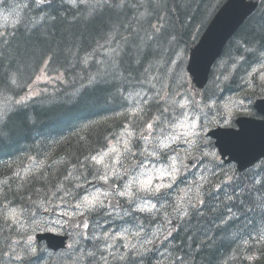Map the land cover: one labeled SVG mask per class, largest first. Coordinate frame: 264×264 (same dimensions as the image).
I'll return each mask as SVG.
<instances>
[{"label":"trees","instance_id":"1","mask_svg":"<svg viewBox=\"0 0 264 264\" xmlns=\"http://www.w3.org/2000/svg\"><path fill=\"white\" fill-rule=\"evenodd\" d=\"M82 1H30L18 24L0 25V180L5 182L0 203L24 206L26 221L57 205L54 195L64 194L62 186L97 176L87 155L106 149L105 136L112 131H101V117L123 110L144 92L155 101L164 96L153 90L166 84L176 89L168 74L185 68L183 58L173 64L177 53H188L224 2ZM108 48L115 50L104 56ZM263 55L264 3L226 47L218 82L203 101L238 90L244 99H256L264 85L254 88L246 80ZM42 69L61 76L58 86L42 85L41 96L19 101ZM30 157L47 159V166L26 178L16 174ZM218 168L210 164L200 208L178 220L176 235L161 253L126 254L108 264H180L181 259L184 264H264V162L245 173L230 169L231 181L225 172L212 179ZM13 230L0 233V264L14 242ZM84 263L104 264L90 256Z\"/></svg>","mask_w":264,"mask_h":264},{"label":"flooded vegetation","instance_id":"2","mask_svg":"<svg viewBox=\"0 0 264 264\" xmlns=\"http://www.w3.org/2000/svg\"><path fill=\"white\" fill-rule=\"evenodd\" d=\"M171 104L170 101L164 99L161 104H153V102L149 100H145L143 104L138 105L135 108H132V105H129L127 109L123 112H117L112 117H102V122L109 119V124L105 126V124H102V129H108L109 131L112 130V132L107 135V149L103 151L107 152L109 147V141L113 140L115 143L122 142L121 146L119 147L120 156L117 157V172H114L113 175H108L107 177V184H110L111 186H115L116 192H114L113 189L107 190L102 187H95L92 186L91 179L84 182L83 186H80L79 190H73L70 186L67 187L66 192L69 191L68 195L70 196V199L74 197H77L79 201L83 198V196L88 195L89 193H95L97 190H99L102 193H106V196H102L101 199L104 201V207L99 208L97 210H90L85 211L83 215H81L80 210L77 209L75 206H73V209H77L76 211L70 212L69 209L62 206L59 209L63 212H66L68 214L71 213L69 216L68 214H62L59 213L58 215H53L50 217H41L45 218L47 222H41V219L38 220V225L31 227L37 228L39 230L42 229V227H45L46 229L50 231L56 232L58 229L63 231L61 232L62 235L66 233L65 226L68 225L67 219H77L80 217L85 218L86 220H90V228L88 230L89 234L95 233L99 237H105L107 235H111L112 239H117L119 242L123 243L124 249H130L132 251H144L148 249V245H144L143 241H147L149 237H151L152 243L151 247L153 246L154 242L159 241L161 237L167 233L169 230L174 229L176 223L174 222L175 218L182 217L181 213L184 210V208H175V204L177 202V198L174 197V189H168L166 192L158 196V198H161L160 204L156 207L155 210L151 209V211L147 210L145 208V202L142 200L137 204L139 207L137 208L131 199V197L125 196L121 197L118 195L120 191L124 190L125 183L130 179L131 176L134 175H141L146 170H148L149 167H147L152 159L153 155L156 154L157 156L163 155L161 159L153 160L155 162L161 160L163 161L165 151H162L160 147L156 146L154 143H152L151 138L156 136L158 132L160 131V127L166 124L164 133L168 132L169 127H167V117L169 114V105ZM156 105V106H154ZM163 105V106H161ZM181 110V108H180ZM125 120V130L127 131V134L120 131V121ZM134 121H137L139 126H136L133 124ZM168 123H171L169 121ZM149 125H151V128H149ZM138 131H140L138 133ZM131 133V135H129ZM122 134V136H120ZM150 140L149 148L146 145V141ZM127 143V148L125 147ZM199 147L195 148V150L192 152V154L189 156V158L194 155ZM171 150V149H170ZM11 162V161H10ZM46 162V159H43L41 161L42 164ZM9 163V160H8ZM28 165L31 164V160L27 162ZM104 167V166H102ZM186 167V164L184 165L183 169ZM182 169V171H183ZM144 171V172H143ZM200 169L195 170L193 173L189 174L186 177H182L180 175L179 180L175 182L177 187H180L181 185L189 186L190 182H196V184H199V178L200 175ZM182 174V172H181ZM106 175V174H105ZM104 180V178H102ZM105 182V180H104ZM87 184L86 186H84ZM5 185L4 181L0 180V197L1 194L4 192L3 186ZM114 188V187H113ZM73 191V194H72ZM2 192V193H1ZM195 193L192 192V196H194ZM54 196L51 197V199ZM56 197H58L56 195ZM108 199H114L117 202H120L122 204L121 210H114V209H108L106 206V202ZM1 200V198H0ZM0 207L2 209H7L9 205L5 203H0ZM56 208V210H59ZM143 209V210H141ZM47 210L44 211V213ZM2 214V212H0ZM151 216H154L156 218V222L154 226H151L150 229H147V224L144 223L142 220L145 218L147 221H152L153 219ZM1 218V217H0ZM27 223H30V221H26ZM122 223L124 224V227L120 230L119 226ZM132 223L133 226H132ZM37 224V222H36ZM152 223H150L151 225ZM28 225V224H26ZM76 225V224H71ZM138 225V226H137ZM60 227V228H59ZM153 227L156 228L157 234H160L159 237H154L152 235V229ZM30 229V228H29ZM65 230V231H64ZM0 233L4 236L8 235L7 229L4 227L3 224L0 223ZM149 233V236L147 234ZM128 234V235H127ZM32 238L34 237V234L31 235ZM25 238V235H24ZM77 239V240H76ZM13 244L18 243V239L13 238ZM68 241L69 245L72 246L73 250L65 256H56L54 254H49V259H43V255H38V252L43 251L44 254L48 253L46 249V245L44 243H35L33 244L31 242L30 238L26 239V242H24V245L30 250L31 248H35L36 251L33 253L34 261L33 263L37 264H56V261L59 259H64L65 263L63 264H75L73 261L74 254L75 256H79L82 254V252L85 250V246L80 243L81 236L78 232L70 233L68 235ZM1 246V242H0ZM110 246V245H109ZM19 250H21V247H18Z\"/></svg>","mask_w":264,"mask_h":264},{"label":"rangeland","instance_id":"3","mask_svg":"<svg viewBox=\"0 0 264 264\" xmlns=\"http://www.w3.org/2000/svg\"><path fill=\"white\" fill-rule=\"evenodd\" d=\"M5 0H0V2H3ZM10 4L7 7H0V25L2 27L7 28V27H12L14 25H16L17 23H19L20 21V16H21V10L22 8L28 3V0H9ZM99 1H103V0H99ZM83 4L84 3H88L89 0H83L82 1ZM72 3H78L77 0H73ZM213 10H210L208 12V15L211 16ZM207 19V16L202 18V21L204 22ZM113 50H115L114 48H108L106 50L103 51V55H108V54H112ZM184 56V52L183 51H179L177 53V58L176 61L173 62V64H177V63H181L179 62V59L182 58ZM264 69V62L258 66L255 71L254 74L258 75L259 80L264 81V71L260 72L261 70ZM169 77H173L174 78V82H178V81H184V78L186 77V75L184 74V72L180 69H178L176 67V69H172L169 74H168V78ZM55 79L53 77H51L46 70L42 69L41 73L37 76V78L35 79L34 83L31 85L30 89L28 90V92L26 93V95L19 101L25 103L28 100H30L31 98H34L35 96H38L39 94H41V86L42 85H47L50 84L54 81ZM185 82L190 84V81H188V77L185 78ZM168 89H162V92H166ZM186 92H188V87L186 88ZM183 93V91H179L178 95H181ZM11 100V99H10ZM190 99L189 97L186 98V100H180L177 101L180 106L182 108H185V112H187V115L184 116L183 118H181L180 120H178L176 123H174L173 125H169V130L168 132L164 133V129H165V124L163 125V127L160 129V131L158 132V134L156 136H154L153 138H151L150 140H152V143L158 145L160 147V149L162 151H166L168 150L170 147H174V151L176 152L174 155H170L167 157V159H165V162L162 163H157L155 164L154 168L150 171H146L145 173L137 176H131L130 179L125 183V185L127 183H129V181H132L133 179H135L137 181L136 184L133 185V195H137L139 193H143L145 191L139 190V181L141 180H151V185H158L159 182H157L155 180V176H159L160 178V174L162 172L166 173L171 171L172 166H173V161H175V166L177 168V172L175 173V178H177L178 175V170L181 167L182 161L181 159L185 160L186 156L192 151L194 150V148L199 144L200 140L202 137H206L207 132L209 131L210 127L213 124H217L220 123L221 125H230L232 123V118L234 116H236L239 113H246L247 111V107L246 105H248L246 102H242L239 100L238 97L236 96H229L225 99L222 100V102L220 104L212 103L211 107H208L204 104H200V103H196L195 101H193L192 99V103L189 102ZM195 102V103H194ZM223 108V113L222 114H218L215 112L211 113L210 109L212 107H221ZM188 107H192L196 109V112L204 114L205 116L203 118H201L200 116H198L197 114H195L194 116H190V110H188ZM125 134H127L125 132ZM120 136H122V134H120ZM124 137V136H122ZM150 140L146 141V145L149 148V143ZM203 141H208V139L206 138ZM177 143H181L183 146L181 148H177L176 144ZM122 142L120 143H115L113 140L109 141V147L110 149L107 152H104L103 154H101L99 158L103 159V163H96L95 161H93V163L95 164V167H102L104 166V168L106 169V173L108 175H111L114 173V171L116 170V159L118 156H120V151L119 147L121 146ZM164 145V147H161V145ZM180 144V145H181ZM113 149H115V151H113ZM169 151V150H168ZM206 154L208 153H215V156H217V152L214 151L209 145L206 147L205 150ZM154 156H156V154H154ZM214 156V157H215ZM209 160H212L214 157L211 155H207ZM32 157H30L29 159H31ZM159 158V157H158ZM40 165L37 163V160L33 161L30 165H28V168H24L23 169V175H27V173L34 171H38L40 169ZM21 169V168H20ZM16 170L15 173L17 174L19 172V170ZM144 172V171H143ZM89 175V174H88ZM167 175L164 176V178ZM173 179V178H172ZM161 186V185H160ZM196 189H192V191L188 188V187H178V196L179 197L177 199V202L175 204V208H187L188 210L193 208L192 205H196L198 199H199V195H200V187H195ZM150 190H151V186H150ZM149 190V191H150ZM192 192L195 193L194 196L191 197ZM132 195V196H133ZM143 195V194H141ZM80 201L78 200V203ZM151 205V204H149ZM76 207V206H75ZM21 212H26L28 210L24 209V206L17 207ZM78 209V208H77ZM77 209H73L74 211H76ZM7 211H5L6 213ZM81 212V210H80ZM11 218L14 217V219L10 220V223H13L17 225V227H19V229L22 231V234H27L31 232V227L33 226H37L38 224H36V220L33 222V220L31 221L30 224L25 225V221L22 218V215H18L19 213L17 211H11ZM25 215V213H22ZM13 216V217H12ZM30 228V229H29ZM23 253L18 252L17 255H21ZM92 257L93 259H98V257L96 256V254L94 255H86L85 258L88 257ZM99 260V259H98ZM7 264H10L9 262Z\"/></svg>","mask_w":264,"mask_h":264},{"label":"water","instance_id":"4","mask_svg":"<svg viewBox=\"0 0 264 264\" xmlns=\"http://www.w3.org/2000/svg\"><path fill=\"white\" fill-rule=\"evenodd\" d=\"M262 1L227 0L217 12L190 54L187 69L196 94L207 84L211 68L223 53L228 41ZM255 107L259 114L264 115V100L258 101ZM237 125L239 129H219L214 137L217 139V146L222 156L224 158L229 156L227 162H237L239 169L244 170L264 158V119L240 118L237 120ZM199 161L200 158H193L190 161L191 168H194ZM166 237L164 241L169 240L171 235ZM38 238L45 240L48 247L53 250L65 246V239L61 236L46 234Z\"/></svg>","mask_w":264,"mask_h":264},{"label":"snow or ice","instance_id":"5","mask_svg":"<svg viewBox=\"0 0 264 264\" xmlns=\"http://www.w3.org/2000/svg\"><path fill=\"white\" fill-rule=\"evenodd\" d=\"M245 43H248L247 41ZM251 50V49H250ZM14 83V82H13ZM149 128H151V125H149ZM129 135H131V133H129ZM125 147L127 148V143L125 145ZM161 147H164V145L162 144ZM113 151H115V149H113ZM206 155H211V156H215V153H208ZM96 163H103V159L102 158H96L93 157L92 158ZM177 172V168L175 166V161H173V166L171 171L169 172H162L160 174V178L163 179L165 175H169L171 176L173 179H175V173ZM105 183H107V176L104 177ZM137 181L135 179H133L132 181H129V183H127L124 186V190L120 191L118 193L119 196L121 197H131L133 195V185L136 184ZM139 183V190L142 191H149L150 190V186H151V180H141L138 182ZM160 187H164V185H161ZM160 187H157L156 191H160ZM106 193H102L99 190H97V192L95 193H89L88 195L83 196V198L81 199V201L76 205V208L81 209V215H83V213L85 211H90V210H97L99 208H103L104 207V201L103 199H101L102 196H106ZM202 203V201H201ZM193 208H195V205H192ZM145 208L149 211H151V209L156 208L155 204H151L149 205L148 202H145ZM143 210V209H141ZM198 210V209H197ZM182 217H187L189 216V211L187 208H185L182 213H181ZM88 225L85 224V228H87ZM171 235V231L169 232V236ZM165 239H167V237H165ZM147 243H152L151 240H148ZM31 252L35 253L36 249L35 248H31L30 249ZM19 259H22V257H18ZM180 264H184V260L181 259L180 260Z\"/></svg>","mask_w":264,"mask_h":264},{"label":"bare ground","instance_id":"6","mask_svg":"<svg viewBox=\"0 0 264 264\" xmlns=\"http://www.w3.org/2000/svg\"><path fill=\"white\" fill-rule=\"evenodd\" d=\"M171 78L172 77H169V79L171 80ZM173 80H174V78H173ZM15 150V149H14ZM88 174V173H87ZM88 176V175H87ZM51 199V198H50ZM15 230H13V231H15L16 232V235H15V233H14V237L13 238H16V239H18V243L17 244H11L10 245V248H15V250H17V251H20L19 250V248L18 247H21L22 246V244L24 243V242H26V239L27 238H32V236L31 235H33V233H27V234H22V231L19 229V227H15L14 228ZM24 235H25V238H24ZM83 253H86L85 255H84V260H85V257H86V255H94V254H96L95 252H93L92 254H90L89 253V251H84ZM44 259V258H43ZM95 260V259H94ZM32 264H35V263H33L32 262Z\"/></svg>","mask_w":264,"mask_h":264}]
</instances>
